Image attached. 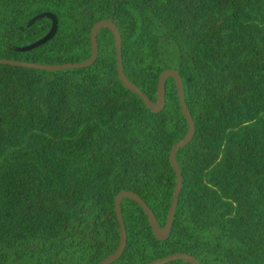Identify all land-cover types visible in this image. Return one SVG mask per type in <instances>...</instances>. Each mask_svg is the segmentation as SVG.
<instances>
[{
  "label": "trees",
  "instance_id": "16d2710c",
  "mask_svg": "<svg viewBox=\"0 0 264 264\" xmlns=\"http://www.w3.org/2000/svg\"><path fill=\"white\" fill-rule=\"evenodd\" d=\"M54 37L26 52L16 49ZM102 20L121 35L123 71L152 101L165 70L182 79L195 133L176 154L182 190L170 237L121 203L127 243L112 264L175 253L200 264H264V0H0V59L86 62ZM23 30H20V28ZM87 68L0 65V264H99L118 247L115 199L138 194L164 227L185 138L175 81L153 113L119 80L114 36ZM168 264H190L178 260Z\"/></svg>",
  "mask_w": 264,
  "mask_h": 264
},
{
  "label": "water",
  "instance_id": "95a60500",
  "mask_svg": "<svg viewBox=\"0 0 264 264\" xmlns=\"http://www.w3.org/2000/svg\"><path fill=\"white\" fill-rule=\"evenodd\" d=\"M41 18H48L49 20H51L52 25H51L49 32L40 40L30 45L17 48L16 49L17 51L19 52L30 51L32 49H35L45 44L46 42H48L54 37L57 31L58 21L56 17L51 13L45 12V13H41L35 16L34 18H32L31 20L27 22L26 27L32 26L37 20ZM102 28H107L108 30L111 31V33L114 36L116 55H117L118 77H119V80L122 82L123 86L129 91L138 95L142 99L147 109H149L151 112L160 113L165 108V104H166V94H165L166 93V82L168 78H172L175 81L180 109L188 125V133L185 136V138L181 140L180 142H178L177 144H175L170 151L169 158H170L172 168L176 175V184H175V188L173 192L172 203L170 205L169 212L167 215V220H166L164 227L159 226L154 213L150 210L148 205L140 198L138 194H135L134 192H131V191H122L117 195L115 199V213L117 215V220H118L119 229H120L119 244H118L117 249L112 255H110L108 258H106L105 260L99 263V264H112L121 257L126 247V243H127L126 228H125V223L123 220L122 209H121V203L124 199H130L136 202L142 208L145 215L147 216L149 225L152 229V233L158 241H166L170 237L172 227H173L175 212L178 206L179 195L182 190V173H181V170L176 160V154L181 148L185 147L191 142L194 136V133H195V124H194L193 118L191 114L189 113L186 103H185V94H184V88H183L181 76L176 70L163 71L160 74V78H159L158 85H157V100L156 102H152L146 96V94L142 92L140 88H138L136 85L131 83L125 76L124 71H123L121 35L115 23L112 21H108V20H102L96 23L94 27L92 28L91 34H90L92 54H91V57L86 62L75 63V64H63V65H46V64L21 62L17 60L0 59V65H8V66H13V67L35 69V70L47 71V72H60V71H65V70L82 69V68L90 67L97 60L98 50H99L98 43H97V33ZM20 30H23V28L21 27ZM178 260L186 261L190 264H200V262L194 256L189 255V254H184V253H175L163 259L152 261L148 264H168L170 262L178 261Z\"/></svg>",
  "mask_w": 264,
  "mask_h": 264
}]
</instances>
